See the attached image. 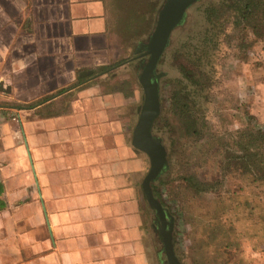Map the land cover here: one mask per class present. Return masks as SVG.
I'll list each match as a JSON object with an SVG mask.
<instances>
[{"label": "crops", "instance_id": "crops-1", "mask_svg": "<svg viewBox=\"0 0 264 264\" xmlns=\"http://www.w3.org/2000/svg\"><path fill=\"white\" fill-rule=\"evenodd\" d=\"M119 1L0 0V264H167ZM258 66L248 109L264 124Z\"/></svg>", "mask_w": 264, "mask_h": 264}, {"label": "rangeland", "instance_id": "rangeland-1", "mask_svg": "<svg viewBox=\"0 0 264 264\" xmlns=\"http://www.w3.org/2000/svg\"><path fill=\"white\" fill-rule=\"evenodd\" d=\"M207 1L188 9L157 67L164 106L153 133L162 138L169 159L158 192L173 217L174 246L183 264H264V183H251L239 173L222 174L216 153L218 137L227 141L229 132L247 125L264 129L248 109L250 78L264 62V37L236 28L221 0L210 12ZM163 2L119 1L114 23L122 45L132 35L136 46L147 39ZM133 50L126 59L136 55ZM133 63L128 69L138 78L141 69L138 61ZM176 90L192 105L201 136L184 134L172 109ZM186 175L196 178L193 187ZM205 182L212 187L198 190Z\"/></svg>", "mask_w": 264, "mask_h": 264}, {"label": "water", "instance_id": "water-1", "mask_svg": "<svg viewBox=\"0 0 264 264\" xmlns=\"http://www.w3.org/2000/svg\"><path fill=\"white\" fill-rule=\"evenodd\" d=\"M200 0H164L158 10L155 25L146 41L139 44L131 59L148 56L141 66L138 80L143 88V102L138 109V120L133 132V144L150 160V168L143 181V190L149 205L157 214L155 228L162 242L167 264H183L179 259L173 236V217L154 195L152 184L168 169V151L153 127L162 110L158 64L168 48L173 31L185 21L188 9Z\"/></svg>", "mask_w": 264, "mask_h": 264}, {"label": "trees", "instance_id": "trees-1", "mask_svg": "<svg viewBox=\"0 0 264 264\" xmlns=\"http://www.w3.org/2000/svg\"><path fill=\"white\" fill-rule=\"evenodd\" d=\"M207 1V0H206ZM207 10L210 12L216 7V0H208ZM233 13V24L236 28L249 31L254 37H264V0H221ZM187 79L189 77L185 75ZM161 104L163 95L160 92ZM172 109L175 116L181 121L182 130L186 136H201L199 122L192 112V105H189L188 99L176 90L172 93ZM251 121L253 117L247 116ZM229 138L224 141L222 137L216 139V153L221 156L220 169L224 175L239 173L250 179L251 183H264V129L258 126L250 125L244 128L229 132ZM190 186H194L196 178L193 175H186ZM165 185L164 180H156L152 184L154 194L162 201V195L158 192V187ZM198 190L206 191L210 186L208 182L199 183Z\"/></svg>", "mask_w": 264, "mask_h": 264}, {"label": "flooded vegetation", "instance_id": "flooded-vegetation-1", "mask_svg": "<svg viewBox=\"0 0 264 264\" xmlns=\"http://www.w3.org/2000/svg\"><path fill=\"white\" fill-rule=\"evenodd\" d=\"M144 41H146L145 39L142 41V42H144ZM139 48V46L137 47V49ZM144 59H145V56H142V57H138L136 60L138 61V64H139V67H140V69H141V66L143 65V63L145 62L144 61ZM156 218H157V214H156ZM156 220V219H155Z\"/></svg>", "mask_w": 264, "mask_h": 264}]
</instances>
